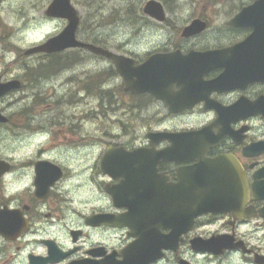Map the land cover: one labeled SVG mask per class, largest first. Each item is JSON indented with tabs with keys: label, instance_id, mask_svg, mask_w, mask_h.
<instances>
[{
	"label": "flooded vegetation",
	"instance_id": "af4514ba",
	"mask_svg": "<svg viewBox=\"0 0 264 264\" xmlns=\"http://www.w3.org/2000/svg\"><path fill=\"white\" fill-rule=\"evenodd\" d=\"M115 1L125 37L95 44L131 69L155 56L146 87L83 48L0 68L20 82L0 123V264H264V22L233 23L256 0ZM67 95L125 119L81 136Z\"/></svg>",
	"mask_w": 264,
	"mask_h": 264
},
{
	"label": "rangeland",
	"instance_id": "374dc122",
	"mask_svg": "<svg viewBox=\"0 0 264 264\" xmlns=\"http://www.w3.org/2000/svg\"><path fill=\"white\" fill-rule=\"evenodd\" d=\"M50 0H0V68L10 65V61L19 58H42V56H26L23 51L36 43L42 42L49 36L56 33L62 26L61 19H46L44 10ZM81 14L80 34L82 39L94 37L101 42L110 43L111 41H121L125 35L122 30L115 28L130 26L131 20L123 19L120 16L107 18L112 13L114 6L119 5L115 0L106 2H89L88 0H79L74 3ZM133 37V35L129 36ZM137 35L135 38L137 39ZM89 57H81L82 61H87ZM100 62H86L81 68L67 70L62 79L66 76L74 78H83L84 74H89L92 67L97 68L105 66ZM20 68V66H16ZM69 86V85H68ZM67 87L58 88V94L67 92ZM80 101L75 104L73 98L67 95L63 99L65 104L62 106L64 115L79 118L80 135H89L93 128L109 123L124 121L125 115L119 108H114L110 115L105 114L106 109H95V120L92 118L89 108L96 107L97 99L80 97ZM10 95L0 99V111L8 116L12 109ZM12 133L9 126H0V153L8 155L10 153V142ZM12 142V141H11ZM69 148L65 145V149Z\"/></svg>",
	"mask_w": 264,
	"mask_h": 264
},
{
	"label": "water",
	"instance_id": "95a60500",
	"mask_svg": "<svg viewBox=\"0 0 264 264\" xmlns=\"http://www.w3.org/2000/svg\"><path fill=\"white\" fill-rule=\"evenodd\" d=\"M264 5V0H256L253 4L243 8L234 18V20L239 19H248V21L252 20L253 18L256 21L260 20L264 22V12H259V6ZM146 11H152V2H149L145 8ZM46 14L52 17H61L67 19V25L62 29L60 33L57 35L47 39L45 42L31 46L25 50V54L37 53V52H56L61 51L69 47H83L86 48L94 53L103 54L112 57L117 69L121 73H125V69L127 66V61L121 57L114 55L113 53L109 52L106 49H103L99 46H95L94 44L83 42L77 40L75 37L76 28L79 23V17L77 14L76 9L70 3V0H53L46 9ZM263 24L257 23L255 26H262ZM149 69H142L140 70V74H144L148 72ZM148 74V73H147ZM148 82H145L146 84ZM18 81L10 80L4 83L0 82V96L6 94L13 88L18 87ZM7 117L0 113V122H6ZM4 163L0 160V167H3ZM5 168H3L4 170ZM119 196L114 195L115 202ZM117 204V202H116ZM212 240L205 241L203 243L204 247L209 249V246L214 243ZM207 242V243H206ZM194 244H200L199 240H194ZM200 249V247H197Z\"/></svg>",
	"mask_w": 264,
	"mask_h": 264
}]
</instances>
